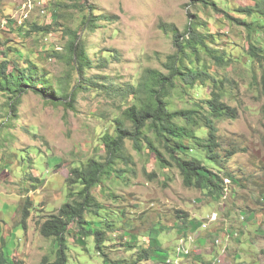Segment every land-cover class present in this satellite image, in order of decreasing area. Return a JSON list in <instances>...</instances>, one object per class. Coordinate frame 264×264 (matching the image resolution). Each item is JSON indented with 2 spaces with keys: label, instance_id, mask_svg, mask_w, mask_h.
Wrapping results in <instances>:
<instances>
[{
  "label": "rangeland",
  "instance_id": "obj_1",
  "mask_svg": "<svg viewBox=\"0 0 264 264\" xmlns=\"http://www.w3.org/2000/svg\"><path fill=\"white\" fill-rule=\"evenodd\" d=\"M206 1L207 6L194 0H0V63L8 61L9 69L13 63L34 65L43 79L38 88L46 83V97L60 91L74 95L70 103L28 91L9 113V95L0 92V255L5 264L56 260V242L42 237L39 225L71 198V189L81 188L67 182L70 170L89 159L105 161L103 137L114 133L115 120L131 104L130 87L147 69L167 73L164 64L175 49L165 25L186 35L191 21L206 48L197 46L199 61L189 67L203 66L222 88L221 101L237 111L234 119L214 122L215 162L196 141L184 140L219 190L185 186L152 130L145 136L174 166L161 168L145 140L137 150L126 138L123 155L129 161L113 162L110 176L91 190L103 209L85 215V230L103 231L104 246L98 252L94 235L83 240L80 228L71 224L65 234L67 264H264V96L258 87L261 70L250 58L251 51L264 49V17L237 12L253 0ZM71 31L78 32L75 43L85 47L92 63L84 70L92 85L88 90L76 87L81 76L70 60ZM189 59L195 61V55ZM209 98L207 83L184 91L177 85L169 91L168 111L191 110ZM174 121L185 125L181 118ZM195 135L206 138L207 131L200 128ZM176 156L187 159L183 153ZM27 201L31 209L23 229Z\"/></svg>",
  "mask_w": 264,
  "mask_h": 264
},
{
  "label": "trees",
  "instance_id": "obj_2",
  "mask_svg": "<svg viewBox=\"0 0 264 264\" xmlns=\"http://www.w3.org/2000/svg\"><path fill=\"white\" fill-rule=\"evenodd\" d=\"M207 6L206 0H194ZM252 6L240 7L238 13L245 16L257 15L264 17V0H253ZM216 10L215 4H210ZM101 17L93 20L91 27L95 28ZM228 19H232L227 15ZM245 27L250 26L245 21L232 19ZM198 24L191 21L186 28L185 34H181L173 25H165V32H169L173 37V46L175 53L167 57V62L164 67L167 73L160 72L154 69L144 71L135 86L130 87L129 94L133 96L131 104L122 112V119H116L114 123V133L103 137V145L106 152L105 161L97 159H89L81 167H75L70 170L71 176L67 178V182L81 188L71 193L70 190L67 202L63 203L56 214L50 215L39 225V233L44 238H53L57 245L56 260L49 264H67L66 251L68 245L65 240V234L69 230L71 224H76L80 231L77 233L82 235V239H86L90 235H94L96 249L100 252L104 246L103 231L97 230L90 233V230H85L87 221L85 215L92 210L97 214L102 208L100 203L95 199L91 190L98 187L102 183L104 177H109L112 171L113 162L117 159H122L125 163L129 158L123 155L124 141L130 138L133 141V146L137 150L141 148V140L147 142V147L155 152L161 168L174 166L172 163L164 161L161 157V152L154 149V144L145 136L146 131L152 130L158 137V141L167 149L171 160L175 162V167L179 170L185 186L195 187L200 189H209L210 191H218L219 187L212 178L203 174L202 161L193 155H190L188 147L184 144V140H194L203 148L209 157H206L210 162H215L218 152L215 121L221 119H234L237 117V111L222 102L223 91L220 86H217L214 78L205 71L203 66L199 69L189 67V63L198 62L199 54L197 46L206 48L204 36L197 30ZM169 28V29H167ZM37 30H40L37 27ZM259 31V30H258ZM257 31V32H258ZM264 31V27H262ZM69 53L72 64L77 68L81 80L76 87L82 90H88L92 85L90 81L85 79L84 70L90 68L92 63L86 55L85 47L75 43L78 37L77 31H71ZM188 46V49L185 47ZM190 55H195V61L189 59ZM250 58L257 63L261 70L260 80L258 83L259 91L264 96V49L251 51ZM216 63L221 65L223 60L219 57H213ZM9 62L2 61L0 63V92L9 95V113H14L17 105L20 103V98L28 91L50 100L65 99L69 102H74V95H64L60 93H52L46 97L44 86L38 88V82L43 79H38L37 70L34 65H28L25 68H20L17 63H13L9 69ZM209 84L210 98L204 101V104L194 105V109L168 111V94L171 89H175L180 85L182 91L191 89L196 84ZM56 98V99H55ZM70 103L68 104L69 106ZM181 118L185 125H178L174 120ZM128 123V125L126 124ZM200 128H205L207 137L201 138L195 135V131ZM183 153L187 159H181L176 156V153ZM187 152V153H186ZM234 154L229 151L228 155ZM175 155V157H174ZM189 156V157H188ZM212 158H214L212 160ZM31 179V176L29 177ZM32 180V179H31ZM36 181V180H34ZM35 188V187H33ZM74 198V199H72ZM31 203L27 201V205L22 208L20 227L26 228V221L29 217ZM146 255V253H145ZM6 261L0 255V264H5Z\"/></svg>",
  "mask_w": 264,
  "mask_h": 264
}]
</instances>
